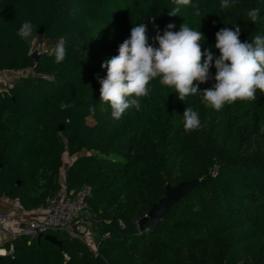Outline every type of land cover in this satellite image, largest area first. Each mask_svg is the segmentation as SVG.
<instances>
[{
    "label": "trees",
    "instance_id": "obj_1",
    "mask_svg": "<svg viewBox=\"0 0 264 264\" xmlns=\"http://www.w3.org/2000/svg\"><path fill=\"white\" fill-rule=\"evenodd\" d=\"M170 16L174 0H0V72L31 70L9 90L0 89V198L17 199L22 210L46 207L61 192L90 188L87 203L98 233V256L58 231L47 240L21 237L0 264H264V93L220 111L202 95L179 100L159 79L120 120L100 102L101 65L118 55L133 26H147L148 42L167 24L200 30L202 51L215 48L221 28H240L241 42L264 36V1L192 0ZM258 8L253 24L247 12ZM25 21L33 36L53 42L29 57V39L16 35ZM63 38L66 58L57 64ZM200 84V90L214 83ZM201 127L185 132V107ZM95 108L92 112L90 109ZM61 131L58 132V127ZM216 168L215 177L211 176ZM197 180L149 230L137 221L164 197L166 184ZM120 224L122 226H120Z\"/></svg>",
    "mask_w": 264,
    "mask_h": 264
},
{
    "label": "clouds",
    "instance_id": "obj_2",
    "mask_svg": "<svg viewBox=\"0 0 264 264\" xmlns=\"http://www.w3.org/2000/svg\"><path fill=\"white\" fill-rule=\"evenodd\" d=\"M176 8L170 16L180 13V6L191 5L195 14L200 15L198 5L192 0H174ZM221 9L230 7V0H221ZM259 9L248 10L247 17L253 24L259 19ZM175 25L167 24L163 34L154 37L158 47L148 42L147 26L139 23L130 30V37L119 46L118 55L105 61L101 67L107 70L106 77L99 79L100 102L111 109V118L120 120L126 110L140 108V98L149 95V84L159 79V83L174 88L179 100L185 102L188 96L202 95V103L220 111L226 104L236 101H256L257 91L264 93V36L256 35L250 42H241L240 28H221L216 32V57L209 49L202 51L205 40L200 30H193L185 23L179 31ZM34 25L25 21L16 35L22 40L32 37ZM66 44L61 38L54 47L57 64L66 58ZM215 67V83L200 90V84L212 79L210 69ZM92 112L95 108L90 109ZM185 132L201 127L197 111L185 107L182 114Z\"/></svg>",
    "mask_w": 264,
    "mask_h": 264
},
{
    "label": "built area",
    "instance_id": "obj_3",
    "mask_svg": "<svg viewBox=\"0 0 264 264\" xmlns=\"http://www.w3.org/2000/svg\"><path fill=\"white\" fill-rule=\"evenodd\" d=\"M30 72L31 70L5 71L11 76V80L0 89H11L16 79L27 77ZM3 73L0 72V77ZM215 175L216 168L211 172L212 177ZM60 194V199L51 200L46 207L26 211L30 216L24 220L18 216L17 211L21 207L17 199L13 200L9 210H0V257L12 255L15 240L21 237L37 239L48 231H58L69 239L80 242L94 257L98 256V241L93 231L95 217L90 213L87 203L90 188H83L75 196L66 195L64 191Z\"/></svg>",
    "mask_w": 264,
    "mask_h": 264
},
{
    "label": "water",
    "instance_id": "obj_4",
    "mask_svg": "<svg viewBox=\"0 0 264 264\" xmlns=\"http://www.w3.org/2000/svg\"><path fill=\"white\" fill-rule=\"evenodd\" d=\"M29 57L33 63H37L39 59L37 50H31L29 53ZM57 130L58 132H60L61 126H59ZM197 184V180L181 182L175 187H171L170 185L166 184L164 187V197L151 206L146 216L140 218L137 221V228L139 230H149L156 227L158 222L169 211L170 207L174 204L180 203L184 196ZM40 238H43L48 242L56 245L61 250V243L53 236L48 234L39 235L37 237V240Z\"/></svg>",
    "mask_w": 264,
    "mask_h": 264
},
{
    "label": "crops",
    "instance_id": "obj_5",
    "mask_svg": "<svg viewBox=\"0 0 264 264\" xmlns=\"http://www.w3.org/2000/svg\"><path fill=\"white\" fill-rule=\"evenodd\" d=\"M39 37V36H38ZM40 37H42V36H40ZM44 40V39H43ZM51 44L53 43V42H50ZM53 45V44H52ZM52 45L50 46V47H52ZM32 48V46H30V49ZM34 48V47H33ZM9 80H11V76L9 75V74H7V73H3L2 74V76L0 77V88L1 87H3ZM62 197V195L61 194H59L57 197H56V199L58 200V199H60ZM12 205H13V200L12 199H9V198H6V197H1L0 198V210L1 211H7V210H9V208L10 207H12ZM17 213H18V216L21 218V219H27V218H29V216H30V214L28 213V212H26V211H23L22 209H19L18 211H17Z\"/></svg>",
    "mask_w": 264,
    "mask_h": 264
},
{
    "label": "rangeland",
    "instance_id": "obj_6",
    "mask_svg": "<svg viewBox=\"0 0 264 264\" xmlns=\"http://www.w3.org/2000/svg\"><path fill=\"white\" fill-rule=\"evenodd\" d=\"M28 43L30 46H32L31 50L36 49L38 54L44 51H48L51 48L50 46L53 44V43L51 44L50 41L43 40V38L40 36L38 37V35L31 37ZM93 231H94L96 240H98L99 236H98L97 230L93 228Z\"/></svg>",
    "mask_w": 264,
    "mask_h": 264
}]
</instances>
